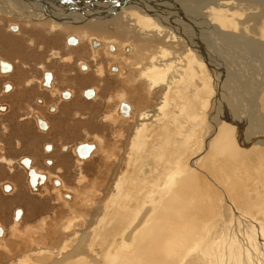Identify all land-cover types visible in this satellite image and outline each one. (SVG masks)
Here are the masks:
<instances>
[{
    "label": "bare ground",
    "instance_id": "6f19581e",
    "mask_svg": "<svg viewBox=\"0 0 264 264\" xmlns=\"http://www.w3.org/2000/svg\"><path fill=\"white\" fill-rule=\"evenodd\" d=\"M0 15L102 40L95 55L118 66V98L129 100L108 105L119 139L99 150L92 198L55 190L70 212L64 231L15 230L26 250L0 264H187L180 251L190 264L218 261L211 204L264 180V0H0ZM241 219L262 243L254 259L264 256V208Z\"/></svg>",
    "mask_w": 264,
    "mask_h": 264
},
{
    "label": "rangeland",
    "instance_id": "374dc122",
    "mask_svg": "<svg viewBox=\"0 0 264 264\" xmlns=\"http://www.w3.org/2000/svg\"><path fill=\"white\" fill-rule=\"evenodd\" d=\"M68 1L72 3L73 0ZM35 7L39 8V10L45 9L40 4ZM73 9L74 8H72V10ZM15 22L16 20L10 16L2 17L0 15V30L4 36L10 39V49L12 51V55L9 60L16 63V61L25 59L26 56L22 55V52H26L28 60L36 59L41 61L39 65L42 66L44 70L53 69L59 72L58 79L56 81L57 85L55 86L56 88L59 90L71 89L75 92L77 97L76 102L74 105L70 104V106L77 107L78 118L76 117V120L73 122L77 131L72 147L77 143L79 145L84 141H89V143L90 141H96L99 150L101 149V146L103 150L111 146H116L119 138L117 137L116 130L113 128V125H111V121L109 120L108 112L112 109L108 110V105L114 104V109L117 110L118 108L119 110L121 105L120 102L127 101L129 103V100H127L126 97L118 98V94H121L119 92L120 84L117 83L115 76L119 73L112 72L110 70L111 65L113 64L108 65L109 62H106L104 57H101L98 54L95 55V52L91 47L93 46V43L90 42L98 39L88 36L86 37L85 35H82L81 37L75 34L79 37L78 45L68 47V37L75 36L74 34L70 35L69 32L64 31L61 28L53 29L51 26L40 23H30L31 25H29L20 20L16 22L17 24ZM14 25L21 26L22 30L14 33L11 28L9 29V27ZM90 38L93 39L90 40ZM82 45H85L86 47L85 52L80 53L74 51L75 48ZM89 47L90 51L94 53V56L92 55V57L90 55ZM82 48L84 49V47ZM99 48H101V46ZM81 64L87 66V71H83L80 68ZM108 66H110V68H107ZM44 67H46V69ZM125 69L127 71V66H125ZM122 77L124 76H120V78ZM87 88H93L97 91V94L95 95L96 98L90 102H82V91ZM218 109L220 110V108ZM216 111V107H213V113L209 121L210 128H212V126L216 127ZM62 144L63 143H61V145ZM193 144L196 143L193 142ZM99 150L97 153H94L91 158H89H93L91 161L82 165L77 163V160L79 159L76 160V157L73 154H70L71 157L68 159L71 163L70 169H66V167L61 164V172L65 171V173H53L60 176V179L65 182L67 187L65 185L64 186L69 190V192L70 190L71 193L76 191L80 199H82L83 194L84 198H92L91 195L97 191V187L93 184L95 182L100 184L103 181L98 174V167L100 166L101 161L100 155H102L98 154ZM97 154L98 156L96 157ZM61 158L66 160L64 157ZM80 161L83 160H79V162ZM71 169L73 170L71 171ZM50 172L53 171L50 170ZM69 172L73 173L74 176L69 175ZM249 181L250 183H254L253 185L257 186L255 190H251L249 188L250 194L247 192L245 185L242 187H233L226 194L227 204L225 202H220L216 206V202H214L210 206V210L206 217L209 219L213 216V231L215 233H212L215 235H212V240H214L216 244L217 239L219 247L216 248V258L218 261H216V259L208 253L209 264H229V261H231L232 264H247L249 261L251 264H264L263 255H260L258 259H254L253 257L256 250L262 243L258 241L256 236H252L248 233L250 225L241 219L244 218L246 214L252 215L260 210H263L264 204L256 197H259L264 193V180L256 183L254 181L251 182V180ZM243 188L246 189V197L243 195ZM54 190L55 188L50 191L49 186L44 187L43 193H38L40 196L44 197V206L41 205V207L36 208V202L33 203L31 201L32 204L27 206L28 215L24 221L25 223L19 225L17 224L18 227L16 225H12L9 229H7L6 236L0 239V261L6 262L7 258L11 257L13 254L24 252L26 250V245L29 242L26 240L28 239V236H25V238L27 237L26 239L24 237L23 239L20 238L21 233L29 231L35 232L38 225L42 221L45 222V224L42 225L45 230V235L48 234V231H46L48 229H55L62 232L64 231L66 224V218L64 217H68L70 212L64 207L62 201L59 202L56 200L57 195ZM36 197L37 196H35V198ZM240 198H242L243 201L245 200V202L240 206H237L236 204L239 202ZM78 205L77 201L76 206ZM60 218H62L63 221ZM56 222H59L58 226H55ZM190 223L194 224V221H190ZM15 230H18V232L21 233H19L18 236H14V233H16ZM194 230L195 229H192L190 233ZM31 234L33 235V233H28L30 237ZM182 235L183 234H174L177 240H179ZM38 238L39 240H42L44 237L40 238V236H38ZM204 245L202 247H204ZM170 247L171 244L170 241H168L167 247L164 245L158 250H166ZM200 251L201 248L199 249V252ZM180 254H182L181 261L185 259L187 264L192 262L191 257H189L188 253H185V251H180ZM42 264H44L43 260ZM183 264H185V262Z\"/></svg>",
    "mask_w": 264,
    "mask_h": 264
},
{
    "label": "flooded vegetation",
    "instance_id": "af4514ba",
    "mask_svg": "<svg viewBox=\"0 0 264 264\" xmlns=\"http://www.w3.org/2000/svg\"><path fill=\"white\" fill-rule=\"evenodd\" d=\"M17 31H19V27ZM76 38L78 39V37ZM90 43H93V47L90 46L94 52L101 46L95 40ZM97 43L99 45L95 49L94 45ZM113 46L108 45L106 47V51L111 55L117 51L116 48L115 51L110 50ZM85 48V45H82L75 48L74 51L82 53L86 51ZM93 54L90 51L91 57ZM11 55L10 39L4 36L0 30V200L3 206V210L0 212V230L2 231L0 239L6 236L10 226L16 225L18 227L19 224L25 223L28 205L21 204L19 201L36 202V208H39L45 204L44 197L38 194L39 192L43 193L44 187L49 186L50 191H52L54 188L55 190L60 189V187L62 189V185L66 186L60 176L53 173H65V171L61 172V164L66 169H70L71 163L68 160L71 157L70 154H73L76 160L84 161L79 162L77 160L79 165L91 160L89 158L81 159L77 156L76 149L78 146L87 143L95 145L98 149L96 141H90V143L84 141L72 147L77 131L73 122L78 113L77 107H71L70 104L74 105L77 97L71 89L59 90L55 87L59 72L46 69V67L44 70L39 65L41 61L28 60L26 52H22V55L26 56L25 59L16 61V63L9 60ZM108 67L110 68V66ZM114 67L117 68L118 72V66L114 64L111 65L110 70ZM83 71H87V69ZM48 74L52 76L49 82L47 81ZM89 89L93 88L82 91V102H90L96 98L95 96L88 99L85 96V91ZM94 91L96 95L97 91L95 89ZM119 114L123 115L121 108ZM61 118H64L62 119L63 122L68 123L66 134L60 131L59 121ZM61 143L63 144L61 145ZM61 157L66 158V160ZM27 163H30L29 166ZM31 170L46 176L45 182L38 186L40 191H33L32 189L31 180L34 181L35 176ZM69 175L74 176L71 172ZM56 181L59 182V185L56 184ZM21 185L26 187V191L20 197L19 188ZM60 194L66 202L72 200L73 195L71 193L60 191ZM35 196L37 197L35 198ZM19 211H21V215L17 219Z\"/></svg>",
    "mask_w": 264,
    "mask_h": 264
},
{
    "label": "water",
    "instance_id": "95a60500",
    "mask_svg": "<svg viewBox=\"0 0 264 264\" xmlns=\"http://www.w3.org/2000/svg\"><path fill=\"white\" fill-rule=\"evenodd\" d=\"M12 29H16L15 27H12ZM69 44H74L76 43V41L74 39H69L68 41ZM84 68V67H83ZM113 71H115V68L112 69ZM52 76L50 74L47 75V81L49 82L51 80ZM85 96L88 98V99H92L95 97V91L94 89H89L87 91H85ZM122 111L123 109H126L128 110L129 107L126 105V104H123L122 103ZM48 150H50V147H48ZM95 150V146L94 145H90V144H81L80 146L77 147L76 149V153H77V156L81 159H87L90 157V155L93 153V151ZM30 163H27V165L29 166ZM31 173L35 176V180L32 181L31 180V186H32V189L33 191H38V186L43 184L46 180V176L45 175H40V174H37L34 170H31ZM56 184L59 185V182L56 181ZM18 218H20V215H21V211L18 212ZM0 235H2V231L0 230Z\"/></svg>",
    "mask_w": 264,
    "mask_h": 264
},
{
    "label": "crops",
    "instance_id": "0c3cea01",
    "mask_svg": "<svg viewBox=\"0 0 264 264\" xmlns=\"http://www.w3.org/2000/svg\"><path fill=\"white\" fill-rule=\"evenodd\" d=\"M62 119L64 118H61L60 121H59V126H60V131H62V133L66 134L67 132V127H68V123L67 122H63ZM24 191H26V187L24 186H20L19 188V196L21 197L23 194H24ZM21 204H24V205H30L31 202H26V201H19ZM3 210V206H2V202L0 200V212Z\"/></svg>",
    "mask_w": 264,
    "mask_h": 264
}]
</instances>
